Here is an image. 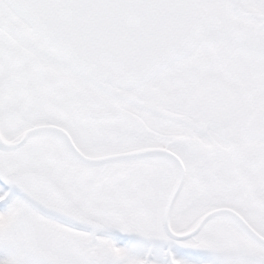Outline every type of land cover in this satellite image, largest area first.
Returning a JSON list of instances; mask_svg holds the SVG:
<instances>
[{
  "label": "snow or ice",
  "instance_id": "obj_1",
  "mask_svg": "<svg viewBox=\"0 0 264 264\" xmlns=\"http://www.w3.org/2000/svg\"><path fill=\"white\" fill-rule=\"evenodd\" d=\"M0 264H264V0H0Z\"/></svg>",
  "mask_w": 264,
  "mask_h": 264
}]
</instances>
